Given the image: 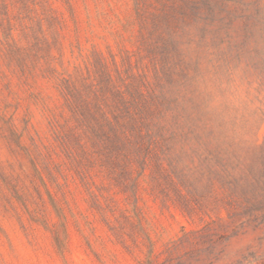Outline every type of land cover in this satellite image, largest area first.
<instances>
[{
  "label": "rangeland",
  "instance_id": "1",
  "mask_svg": "<svg viewBox=\"0 0 264 264\" xmlns=\"http://www.w3.org/2000/svg\"><path fill=\"white\" fill-rule=\"evenodd\" d=\"M0 264H264V0H0Z\"/></svg>",
  "mask_w": 264,
  "mask_h": 264
}]
</instances>
